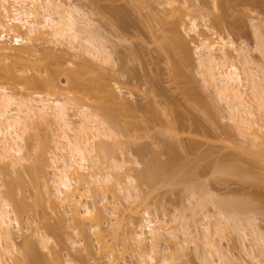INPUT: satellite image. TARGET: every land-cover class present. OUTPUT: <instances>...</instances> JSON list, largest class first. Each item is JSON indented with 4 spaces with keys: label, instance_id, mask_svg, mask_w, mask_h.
I'll list each match as a JSON object with an SVG mask.
<instances>
[{
    "label": "bare ground",
    "instance_id": "6f19581e",
    "mask_svg": "<svg viewBox=\"0 0 264 264\" xmlns=\"http://www.w3.org/2000/svg\"><path fill=\"white\" fill-rule=\"evenodd\" d=\"M140 1L112 2L106 6L115 18L112 24L116 27V33L120 39V41H115L116 43L113 42L109 45L108 40L111 38L108 39L99 27H94V19L86 9L84 10L74 0H0V58L9 55L12 57L11 62L0 63V163L6 164V167L0 170V178L1 173H8L7 167L20 170V166L24 165L26 160H30V162L28 161L30 163V166L28 165V173L42 186L43 193L54 210L62 209V207L67 212L69 210L72 219H78L79 223H90V228L93 229V233L97 236H104L103 218L110 220L107 227L109 233L122 232V217L125 214V210H121L111 204L112 200L109 199L108 192L111 190L112 194L117 196L120 190V193L124 191L128 198H134L139 195V186L136 184L137 181L135 183L136 176L139 175L138 177L143 179L146 177V172L135 174L134 170H132L134 167L127 164L129 160L132 161L131 158L123 157L117 159L110 155L109 146L111 145L103 137L105 135L111 136L115 129L102 116V113L95 108L92 109L91 103L85 99L91 98L96 100L98 104L104 105L106 112L111 117L119 113L127 116L126 125L129 127L135 126L136 128V126L138 127V125L142 124L149 126L157 116H160L159 112H157V107L159 106L152 103V99H150L151 101L148 100L152 92L154 102L157 99L156 96H160L159 101L161 100L162 102L166 101L168 97V93L162 88L158 81L160 79H157V77L150 78L148 85L146 82L141 84H145L144 87L139 86V82L138 85L136 84L141 88L148 86V89L146 88L147 91L145 92L144 90V94L142 93L143 95L146 94L145 96L147 97L149 92H151L147 97L148 99L142 95L141 97L144 100L139 98L134 102L125 93H121L123 89V84L121 83L132 81L135 75L133 73L136 69H131L132 66H130L131 64L129 65V61L132 60V53L137 50L134 45L126 43L125 40L130 39L132 35L131 28L136 25L129 16L132 10L139 7ZM175 1L183 4L187 2V0H162L160 1L161 4L168 5V7L166 6L167 8L163 9V13L159 15L154 12L147 13L149 18L157 20V24L163 30L168 31V33L162 35V47L166 51L178 55L180 59L177 71L185 75L183 63L191 58L193 48L189 39L183 33L182 27L189 33L191 31L195 33L197 40L195 45L197 66L204 77V82L212 85L216 94L225 100L231 118L247 142V148L249 150L251 148V152L254 155L252 162H264V66L253 64L248 51L245 50L243 45H237L235 39L230 35L218 34L210 23L207 22L205 25L212 30L211 33L205 29L201 30L197 17L191 16L182 7L173 5ZM215 1H217L216 4L222 10L214 14L215 23H218V26H229V29L235 31L236 34L243 30V19L239 16H232L229 11V7L232 6V0ZM96 4H94L97 6H94L96 9H102L101 0H96ZM186 17L189 20H186ZM256 24L259 31L258 34L262 38L260 39L261 42H259L263 46L264 34L260 27L263 28L264 21ZM11 35L13 37L12 40H16L15 43L17 45L7 42V37ZM215 35L217 36L215 37ZM47 37H52L54 41L57 40L60 43L63 42L67 47L59 46L62 49L61 51L60 48L57 49L59 51L51 50V48L50 50L44 48L42 50L39 48V44L41 42L43 44ZM111 45L114 46L110 48ZM39 50L42 52V56L39 61H36L35 59L37 58L33 56ZM71 50L80 56H78L80 59L76 60L78 64L72 68L71 66H66L67 58L66 61L64 59L65 53L71 52ZM64 51L66 52L64 53ZM87 53L99 59L100 65L95 66V60H92L93 57L90 60ZM81 57H83L82 60ZM235 58L244 63L242 69L244 75ZM88 60L90 61L89 63ZM40 64L41 66L42 64L45 65L46 70L44 73L40 71ZM89 64L90 66H88ZM116 64L117 67H115ZM52 69L60 70L58 72L64 70L63 72L67 73V87L73 91L70 88L73 86V94H70L65 88V90H62L66 85H61L60 78L58 79V72L56 73ZM88 71L90 75L84 74L85 72L88 73ZM248 90L252 92L251 95ZM186 92L193 97L200 96L196 86L187 87ZM169 98L168 100H170ZM173 101L174 99L171 102ZM209 104L210 106L208 107L211 108V103ZM209 111H212V109ZM179 114L181 116V113ZM184 115L181 117L183 118ZM182 118L179 117V119ZM42 123L52 132L50 134L46 132L45 139L36 144L33 139L41 134L40 125ZM52 124L53 126L56 124L55 128L58 131H53L55 128L51 127ZM46 139L53 141L52 144L54 143L50 148L45 143L48 142ZM119 141L114 142L117 143ZM28 145H33L32 148L35 150L33 151L36 153L35 159H32V150L25 149ZM49 152L52 154H49ZM172 153L171 155H174ZM147 168L152 169V171L156 170H153L151 165L146 167V171H149ZM247 171L253 170L247 167ZM19 176L23 180V174ZM257 181L255 180L254 182ZM0 185H3V182H0ZM98 189L103 191L101 193L102 196ZM133 189L134 191H132ZM97 194L101 196L98 200L99 204L94 200ZM218 199L216 202L220 205L219 208L222 207L225 212L227 211V216L229 217L227 218L232 222L231 224L227 219L228 223L246 233L245 227L239 226L236 222V219L239 218V213H244L246 210L243 207L241 208L245 209L244 211L240 209L242 204L247 203L245 202L246 200L235 198L232 201H223L221 197ZM21 202L23 204V201L15 196L13 187H8L7 191L0 188V264H25L23 262H26L24 261L26 257L29 258L28 253L32 257L37 254V251L35 252L31 247L33 246V241L30 238L24 242L25 248H27L24 251L25 255L20 257L16 253L18 243L14 227L21 229L19 212L23 207H21ZM114 202L117 203L116 200ZM247 204L245 205L246 207ZM250 211L247 213L245 211L244 214H247V219L252 220L251 214H248ZM145 212V221L140 224L141 229L136 230L135 234V246L140 249L148 245L150 249L148 254L141 258V264H176L173 259H175L174 256L177 254L173 255L169 250H162L161 244L165 239L167 240L169 235L176 237L177 240L179 239L178 236L180 234L177 233V230L180 232V229L178 223L175 222L180 217L175 215L177 218L174 217L170 220L159 219L149 208L145 209ZM210 216L207 219H210ZM65 217L69 218L66 215ZM218 219L217 221L219 222L220 220ZM173 220L174 223L172 222ZM209 221L211 220L203 221V236L199 235L198 229L192 228L191 223L187 220H183L181 223L185 229L182 231L188 235L186 238H191L190 241L193 239L196 245L199 244V241L196 240L203 237L202 244L206 247L204 250H208L207 252L206 250L204 251L208 254L204 253L203 259L205 261L206 257L207 263L214 264L216 262L213 257L216 253L219 259L226 260L228 264L238 263L239 257L236 256L237 254L232 253L230 249H224L221 246L222 244L214 240V234L212 235L214 229L212 230V224L210 225ZM78 222L74 223V225L77 223L74 228L79 229L78 231L84 230L88 232V228L82 227ZM170 222L174 225L170 224ZM193 223H197V221ZM217 224L225 234L226 230L224 231L222 223L219 222ZM193 227L198 228L196 225ZM253 227L258 237L257 240L263 239V232L256 225ZM36 231L40 236V240L48 242V234H40L38 228ZM104 241L106 242L105 239ZM180 242L182 243V240ZM198 246H196V249ZM243 247L246 254H250L257 264H264L252 248ZM30 250L35 253L32 254ZM114 251L111 249L109 252V261L106 264H122V261H125L120 259L121 254L113 253ZM38 255L35 257H38ZM73 260L75 259L69 256L67 259L64 258V263L78 264Z\"/></svg>",
    "mask_w": 264,
    "mask_h": 264
},
{
    "label": "rangeland",
    "instance_id": "374dc122",
    "mask_svg": "<svg viewBox=\"0 0 264 264\" xmlns=\"http://www.w3.org/2000/svg\"><path fill=\"white\" fill-rule=\"evenodd\" d=\"M74 1L78 5H81L84 10L86 9L94 19V27H99L106 34L108 39L111 38L108 40L109 45L115 41H120L116 33V27L112 24L115 18L111 15L106 6L110 5L112 2L122 3L123 1L128 2V0H101L102 9L100 10L102 11L96 9V0ZM160 1L162 0H141L139 2L140 5H138L139 7L132 10L129 16L136 25L131 28L133 36L131 35L130 39L125 40V42L134 45V48L137 50L132 53V60L129 61V65L131 64L130 66H132L131 69L134 68L137 70V72L134 70L133 73V75L135 74L137 77L134 75L132 81L121 83L123 84L121 93H125L131 100L136 102L139 98L143 99L141 96L144 94V90L145 92L147 91L150 78L157 77V79H160L158 81L162 88L168 93L166 101H159L160 96H156L157 99L154 102L153 92H149V94L151 93L150 96L148 94L149 99L147 98L148 96H145L146 94L143 95L149 101L152 99L153 101L151 102L159 106L155 107L158 108L156 109L160 116H157L154 122H151L149 126L142 124L144 127H142V125H138L136 128L135 126L129 127L126 125L127 116L119 113L111 117L106 112L104 105L98 104L96 100L91 98L85 99L91 103L92 109L95 108L97 111L101 112L102 116L106 118L108 123L112 124L115 129L114 133H111V136L105 135L103 137L106 138L111 145L109 146L110 155L117 159L123 157L128 159L131 158L132 161L129 160L127 164L134 167L132 170H134L135 174L143 171V173L146 172V177L143 179L142 177H138L139 175L136 176L135 183L137 181L136 184L139 186V195L134 198H128L124 191L120 193V190L118 192L119 194L114 196L112 191L108 190L109 199L112 200L111 204L117 206L121 210H125V214H123L122 217V232L119 233L117 231L118 233H109L107 227L109 226L110 220L103 218L102 221L104 222H102V224L105 227L103 230L104 236H97L93 233V229L90 228V223H79L78 219H72L69 210L67 212L63 207L62 209L54 210L43 193L42 186L39 185L30 173H28L30 160H26L25 164L20 166V170L7 167L9 170L7 171L8 173H1L0 178V182H3L0 188L7 191L8 187H13L17 199L23 201V204L21 202V207H23L20 209L21 211H19L21 229L19 230L18 227H14L18 243L17 255L20 257L25 255L24 251H26L27 248H25L24 242L29 238L33 241V244L31 242L33 245L31 247L35 252L37 251L36 255L39 253L38 257H35V255L33 256L34 258L28 253L29 258L26 257L27 259L25 258L24 260L26 262L23 263L65 264L64 258L67 259L70 256V258L72 257V259H75L73 261L78 264H106L107 261H109V252L113 249L115 250L113 253L121 254L120 259L125 260L124 262L122 261V264H141V258L146 256L150 249L148 245L138 249L135 246V234L136 230L141 229L140 224L145 221V209L147 208L157 215L159 219L170 220L176 216L180 217L178 221L175 222L178 223L180 229V232L177 230V233L180 234H178L179 236L177 235L179 239L177 240L176 237L174 238V236L169 235L167 240L165 239V242L163 241L161 244L162 250H169L173 255L177 254L174 256L175 259H173L176 264L207 263L206 257L205 261L203 259V256L208 254L206 253L208 251L207 249H205L206 252H204V248L206 247L202 244L203 237L197 240L195 239L199 241V246L195 244L193 239L190 241L191 238H186L188 235L182 231L185 230L181 225L183 220L189 221L191 227L196 230L198 229L197 232L201 236H203L204 232L203 221L211 220L209 223L210 225L212 224V230L214 229V232L212 231L214 240L222 244L221 246L224 249H230L232 253L234 252L235 255L237 254L236 256L239 257L240 260L237 258L239 262L237 261L238 263L236 264H257L250 254H246L243 246H247L248 249L252 248L254 253H256L259 259L264 263V237L263 239L257 240L258 237L253 227L256 225L264 235V162H252L254 155L251 152V148L250 150L247 148V142L244 140V136L240 134L236 127V123L231 118L225 100L216 94L212 85L204 82V77L197 66V54L195 53V45L197 42L196 35L193 31L190 33L187 32L184 27H182L183 33L189 39L190 45L193 48V53L191 58L185 60V63H183L185 75L177 71L180 58L178 55L166 51L161 44L162 35L168 33V31L163 30V28L157 24V20L149 18L147 14L148 12H154L157 13V15L163 13V9L167 8L168 5L161 4ZM216 3L217 1L215 0H187L185 4L175 1L173 5H178L185 9L187 13H190L191 16H196L200 23L201 30L205 29L209 33L212 32V30L208 29L205 25V23L208 22L218 34L230 35L235 39L237 45H243L245 50L248 51L253 64H261L264 66V44L262 46V43H260V39L262 38H260L261 36L258 34L259 31L257 30L258 27L256 24L260 21H264V0H232V6L229 7L231 15L235 17L239 16L243 19V30L237 34L232 29L230 30L229 26H218L219 24L215 23L214 14L222 11ZM186 20H189V18L186 17ZM260 29L263 30L264 34V26L263 28L260 27ZM216 36L217 35H215V37ZM12 38V35L8 36L7 42L17 45V43H15L16 40H12ZM51 40H53L52 37H47L46 41H43L44 45L42 42L39 44V48L42 50L43 48L49 50L51 48V50L55 49L59 51L57 50L60 48L59 46H64L63 48H65V46L67 47L63 42H61V44L57 40L55 41L59 43ZM113 46L114 45H111L110 48ZM61 50L60 48V51ZM65 52L66 51H64V53ZM72 52L71 50V52L65 53L66 57L64 56L65 61L67 58L66 62L68 65L66 63V66H71V68L78 64L76 60L80 59L79 55ZM41 54L42 52L39 50L38 53L33 56L37 58L35 59L36 61L40 60ZM87 56L90 60L93 57L88 53ZM82 58L83 57H81V60ZM93 59L95 60V66L100 65L101 62L99 59L94 57L92 60ZM235 60L242 70L244 63L241 60H237V58H235ZM11 61L12 57L10 55L0 58V63H9ZM89 62L88 60V63ZM91 63L93 62L91 61ZM90 64L88 66H90ZM115 67H117V64ZM39 68H41L40 71L42 73L46 70L44 64ZM52 70L56 73L60 71H56L57 69ZM63 71L64 70L58 72V79L60 78L61 85H66L62 90L66 89L70 94H73V86L70 87L69 84V87L73 91L69 90L67 87V73ZM88 73L85 72L84 74L90 75V73ZM242 73L244 75L243 70ZM86 79L88 80V78ZM144 82L147 83V89L141 88L145 86V84L141 85ZM136 84H139V86L141 85V87ZM189 86H196L200 96L193 97L188 95L186 88ZM251 93L250 91V95ZM168 98L170 100H168ZM173 99L175 104L171 102ZM170 103L172 106H170ZM207 103H211V108L208 107L210 104L208 105ZM210 109H212V111H209ZM179 113H181V116L184 115V113L187 115L185 114L182 118ZM179 117L182 119H179ZM201 123L202 125H200ZM55 126L56 124L54 126L52 124L51 127L55 128ZM45 127L43 123L40 125L41 134L34 137L36 140L33 139L36 144L45 139L46 132H48V134L52 132V130L49 128L47 129V127L46 130ZM55 130L56 128L53 129L54 132L58 131ZM46 140H48V142L45 143L47 147L50 148L54 143L52 144L53 141L49 139ZM117 140L120 141L117 143L114 142ZM32 146L33 145H28L25 149L32 150V159H35L36 153ZM168 146L170 149H168ZM171 153L174 155H171ZM49 154L52 153L49 152ZM173 162L175 163L172 164ZM148 165H151V168L153 167V170H156L152 171V169L150 170L147 168L149 171H146ZM168 165L172 168L170 166L169 168ZM5 167L6 164L3 162L0 163V170ZM247 167H250L253 171L248 172ZM20 172L23 174V180L19 176L21 175L19 174ZM255 180L258 181L254 182ZM132 191H134V189ZM99 192L101 194L103 191L99 190ZM98 194L94 197V200L99 204L98 200L102 194L101 196ZM210 196H212L213 199L212 197L210 199ZM216 197H221L223 201H232L235 200V198L246 200L245 202L248 203H246L247 207L245 206L246 204H242L245 207L241 205L240 209L242 211L246 209V213L251 210L248 214H251V218L253 219H247V214H244L245 211L244 213L240 212L239 218L237 217L238 219H236L239 226L245 227L246 233L238 227H233V225H231L232 222L228 219L227 211L225 212L222 207L219 208L220 205L216 202L218 199ZM114 200H116L117 203H115ZM90 202L92 203V201ZM241 207L245 209L243 210ZM65 215L71 218L69 217V219L65 217ZM209 216L210 219H207ZM217 219L222 223L224 231L226 230L225 234L220 230ZM227 219L231 224L228 223ZM192 221H197V223H193ZM75 222L81 224L82 227L88 228V232L84 230L78 231L79 229L74 228L77 226V223L74 225ZM172 222L174 223V220ZM172 222H170V224ZM195 225L198 226V228L193 227ZM37 228L40 230V234H48V242L40 240V236L36 231ZM221 233H223L224 236H222L223 234ZM104 242L108 244L106 245ZM196 246L199 248L197 247L196 249ZM110 247L112 248L110 249ZM31 252L32 254L35 253L33 251ZM213 257L216 261L213 260L215 262L214 264H228L226 260L219 259L217 253L214 254ZM241 261L242 263H240Z\"/></svg>",
    "mask_w": 264,
    "mask_h": 264
}]
</instances>
